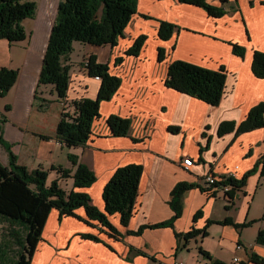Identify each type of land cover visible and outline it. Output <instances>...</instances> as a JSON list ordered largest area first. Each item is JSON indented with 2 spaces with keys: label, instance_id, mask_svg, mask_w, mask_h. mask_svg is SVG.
Returning a JSON list of instances; mask_svg holds the SVG:
<instances>
[{
  "label": "crops",
  "instance_id": "crops-1",
  "mask_svg": "<svg viewBox=\"0 0 264 264\" xmlns=\"http://www.w3.org/2000/svg\"><path fill=\"white\" fill-rule=\"evenodd\" d=\"M35 1L37 12L30 18L35 31L27 32L25 28L26 38L9 44L22 47L25 54L20 67L7 64L9 69H17L18 77L0 97L1 133L17 162L29 170L56 166L73 169L67 154L77 155V160L95 173V181L88 188L76 190L87 193L91 205L101 211L102 189L118 167L141 164L142 174L134 214L127 227L119 224L118 215L109 216L122 238L111 240L96 221L87 225L77 217L60 218L58 211L52 210L30 264H253L252 253L264 256V245L254 242L258 230L264 227V177L260 165L230 200L220 190L213 196L205 191L209 188L206 177L233 172L241 178L264 152V127L239 135L235 131L217 134L221 121L238 124L252 106L264 102V79L255 77L251 67L253 50L264 51V0H206L223 7L220 17H211L201 7L177 0H138L137 13L115 45L86 47L83 52L107 64L108 71L120 77L121 82L116 93L100 103V117L93 122L89 141L69 152L55 135L59 111L65 104L56 100L49 85L37 86L61 0ZM162 20L174 25L167 40L158 36ZM140 35L147 36L141 52L137 56L124 55ZM232 43L245 48L242 57L233 52ZM160 47L165 51L163 60L158 58ZM175 59L209 69L224 66V94L217 106L164 85L166 68ZM100 81L83 68H70L66 105L70 107V101L81 97L95 98ZM40 87L47 88L41 93ZM36 88L38 98L46 99L43 105L35 99ZM50 102L59 106L52 114ZM110 114L130 119L126 135L114 136L110 132L106 123ZM169 126L179 130L169 131ZM0 148L4 150L3 158L6 154V163L0 162L7 166L8 154L1 144ZM189 156L194 161L186 168L181 161ZM180 182L195 186L182 194L181 214L172 226L146 228L139 235H129L128 231L140 225L165 222L174 215L170 192ZM75 212L86 219L81 207ZM248 221L251 223L237 227ZM192 227L201 233L186 239L176 236ZM86 233L95 234L101 242L80 236ZM237 245L241 248L236 249ZM130 246L141 252L131 251ZM5 251L0 246V256L8 260ZM235 257L238 262H233Z\"/></svg>",
  "mask_w": 264,
  "mask_h": 264
},
{
  "label": "trees",
  "instance_id": "trees-1",
  "mask_svg": "<svg viewBox=\"0 0 264 264\" xmlns=\"http://www.w3.org/2000/svg\"><path fill=\"white\" fill-rule=\"evenodd\" d=\"M138 0H61L58 3L56 15L48 35L46 49L44 50L37 86L51 85L56 93V100H66L70 80L69 55L74 50L73 43L80 42L91 46L115 45L119 38L124 36L126 26L137 13ZM180 3L201 7L211 17H220L224 13L223 7L210 5L206 0H177ZM35 0H0V40L5 39L9 44H14L26 38L24 19L34 18L37 12ZM174 25L159 22L158 36L167 40L172 35ZM147 36H138L133 44L123 52L124 55L137 56L141 51ZM233 52L242 57L245 48L237 43H232ZM158 58L164 59L162 47L158 49ZM121 62V57L117 59ZM107 64L96 61L95 55H89L85 71L89 76L100 78L97 96L93 99L81 97L70 101L73 108L72 114L62 112L55 128L56 138L61 145L67 148L85 145L92 134L91 127L100 112V103L110 99L116 93L121 78L108 71ZM252 73L255 77L264 79V51L253 50L251 60ZM226 69L221 65L218 69H209L206 66L194 64L190 61L175 59L166 68L164 85L179 93L187 94L194 99L217 106L224 94ZM18 77L17 70L0 68V97L4 96ZM35 99H40V105L46 99L38 98L37 88ZM264 102L252 106L248 114L240 123L234 121L220 122L217 134L223 135L235 131L239 135L243 132L264 127ZM5 120V117L3 118ZM110 132L114 136H124L131 126L129 118L110 114L106 118ZM169 131H178L179 127L169 126ZM0 144L6 149L8 165L0 162V219L12 226L10 235L16 245L14 256L10 260H3L0 264H30L32 255L41 239L46 218L52 210L59 213V217H77L82 222L90 225L91 221L101 226L108 238L118 240L122 234L111 223L109 216L118 215L119 224L128 225L134 214L142 165L137 163L125 164L118 167L102 189L104 201L103 210H98L91 205L90 196L81 192L79 188H88L95 181V173L77 160L78 156L67 154V159L73 169L56 166L49 169L34 168L29 170L19 164L16 155L11 151L10 145L5 141L0 127ZM260 165L261 176L264 177V152L254 168L243 174L241 178L227 177L205 189L211 196L217 193L219 185H231L232 188L223 193L230 200L245 182V179L255 172ZM55 171L61 178L71 179L72 188L68 192L62 189L58 179L47 183L48 172ZM195 185L189 182H180L170 192L169 204L174 215L165 222L140 225L135 231H128L129 235H139L146 228H161L172 226L175 219L181 214L182 194ZM84 211L86 219L77 215L75 210ZM262 218L264 219V211ZM195 219V218H194ZM226 222H229L227 220ZM250 221L237 227H244ZM16 228H15V227ZM236 226V225H235ZM14 227V228H13ZM202 230L191 228L185 233L176 234L178 238L184 236L192 238ZM102 232V230H100ZM82 238L101 242L92 233L80 235ZM255 244L264 245V227L259 229ZM110 246V245H109ZM111 248V247H110ZM131 251L140 253L134 247ZM202 251V250H200ZM3 252V251H2ZM5 253V252H4ZM253 264H264V256L256 253L250 255ZM243 264H248L243 263Z\"/></svg>",
  "mask_w": 264,
  "mask_h": 264
},
{
  "label": "rangeland",
  "instance_id": "rangeland-1",
  "mask_svg": "<svg viewBox=\"0 0 264 264\" xmlns=\"http://www.w3.org/2000/svg\"><path fill=\"white\" fill-rule=\"evenodd\" d=\"M24 26H25L27 32H30L31 30L35 31V25H34V22L32 19H26L24 22ZM73 47H74V50L69 55V59H68V62L71 64L70 65L71 70L83 68V70L85 71V66L87 64V58L88 57L86 56V54L83 55L84 54L83 52H84L86 47L88 48V47H92V46L86 45V44L80 43V42H74ZM24 54H25V52H24V49H22V47H10L7 40H5V39L0 40V68H8L7 64L11 65L13 67H14V65L19 66L20 62L22 63V58H23ZM164 57H165V55H164ZM14 70H17V69H14ZM45 88H47V87H40V92L42 93L45 90ZM49 88H50V90H52L51 85H49ZM63 104H65V106L64 105L61 106L62 108H60V111H59L60 115L62 112H68V114H72V111H73V108H71L72 106L69 107V105H66V100L63 102ZM50 106L51 107H50L49 114L54 113V111L57 109V107H59L57 105H52L51 102H50ZM70 149H72V147L67 148L65 146L64 150H67L69 152ZM1 151H4V150L2 148H0V161L1 162L3 161L6 163V154H5V158H3L2 153H4V152H1ZM69 153H71V152H69ZM70 167H72V165H70ZM55 178L58 179V183L60 184L62 189L66 190V192H68L70 190V188H72V180L71 179L61 178V177L57 176V173L51 172V170H50L48 172V176H47V183H50V181L55 179ZM11 228H12V226H10L8 223L4 222V220L0 219V246L3 247L4 250H6L5 254H6V258H8V260L13 258L14 251L16 248V245L14 244V240L9 233ZM241 260H242V262H245V261H243V260H245L243 257ZM238 264H243V263L240 262Z\"/></svg>",
  "mask_w": 264,
  "mask_h": 264
},
{
  "label": "built area",
  "instance_id": "built-area-1",
  "mask_svg": "<svg viewBox=\"0 0 264 264\" xmlns=\"http://www.w3.org/2000/svg\"><path fill=\"white\" fill-rule=\"evenodd\" d=\"M96 78H99L98 76H96ZM60 144V143H59ZM61 145V144H60ZM193 159L189 156V157H185L183 159L182 164L184 167L188 168L189 166H192L193 164ZM227 177H236V174H234L233 172H229V173H226V174H218V175H211V176H208L205 178V181L207 183V185L209 187H212L215 183L217 182H221L223 181L225 178ZM237 178V177H236ZM220 191H222L223 193L227 192L228 190H230L232 188L231 185H222V186H218ZM241 246L240 245H237L236 249H240ZM233 262H238V259L235 257V258H232ZM174 264H183V262L179 261V262H175Z\"/></svg>",
  "mask_w": 264,
  "mask_h": 264
}]
</instances>
